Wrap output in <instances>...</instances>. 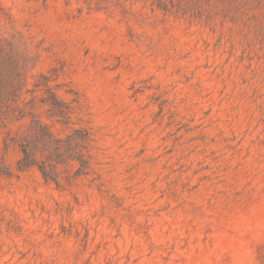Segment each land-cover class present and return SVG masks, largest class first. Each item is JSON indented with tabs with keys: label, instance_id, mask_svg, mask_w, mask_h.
<instances>
[{
	"label": "rangeland",
	"instance_id": "rangeland-1",
	"mask_svg": "<svg viewBox=\"0 0 264 264\" xmlns=\"http://www.w3.org/2000/svg\"><path fill=\"white\" fill-rule=\"evenodd\" d=\"M0 264H264V0H0Z\"/></svg>",
	"mask_w": 264,
	"mask_h": 264
},
{
	"label": "trees",
	"instance_id": "trees-1",
	"mask_svg": "<svg viewBox=\"0 0 264 264\" xmlns=\"http://www.w3.org/2000/svg\"><path fill=\"white\" fill-rule=\"evenodd\" d=\"M55 107L60 106L57 101ZM58 109V108H55ZM59 113L62 110H57ZM31 133L19 139L11 138L19 148L21 153L17 160L19 168L36 166L45 180L51 179L49 163L53 157L59 162L65 159L75 160L80 167L88 164L83 149L85 142L89 139V134L85 129H73L64 139L55 138L49 131L47 125L34 120L30 125Z\"/></svg>",
	"mask_w": 264,
	"mask_h": 264
}]
</instances>
